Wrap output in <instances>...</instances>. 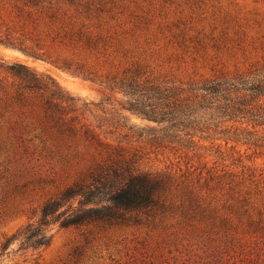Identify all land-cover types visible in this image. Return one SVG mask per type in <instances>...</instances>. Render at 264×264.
I'll list each match as a JSON object with an SVG mask.
<instances>
[{
  "label": "rangeland",
  "instance_id": "rangeland-1",
  "mask_svg": "<svg viewBox=\"0 0 264 264\" xmlns=\"http://www.w3.org/2000/svg\"><path fill=\"white\" fill-rule=\"evenodd\" d=\"M33 21L42 35L81 29L89 48L76 40L51 53L104 79L139 67L188 89L264 69V0H0V29ZM17 73L40 86L26 89ZM124 100L0 44V264H264V128L219 125L230 137L253 132L257 146L212 130L190 139L181 127L170 143L159 138L167 124L124 110ZM112 167L161 176L158 206L111 223L60 220L50 245H24L47 201Z\"/></svg>",
  "mask_w": 264,
  "mask_h": 264
},
{
  "label": "trees",
  "instance_id": "trees-1",
  "mask_svg": "<svg viewBox=\"0 0 264 264\" xmlns=\"http://www.w3.org/2000/svg\"><path fill=\"white\" fill-rule=\"evenodd\" d=\"M36 24L37 21H33L31 29H0V44L27 58L49 63L75 77L98 84L111 93H121L125 99L121 103L124 110L158 125L167 124L161 128L164 133L159 138L162 141L180 143L183 131L190 139L197 134L210 138L208 132L212 130L214 135L227 136V143L233 140L258 145L259 140L254 139L253 132L244 131L230 137L226 135L228 129H221L219 125L239 121L253 125L254 129L264 128V69L252 77H219L188 89L155 83L139 67L124 71L122 76L104 79L86 63L51 53L54 45L66 47L76 40L89 48L91 39L81 29L66 27L42 35ZM19 67L28 70L26 65L20 64ZM17 74L23 76L26 89L40 86L37 77ZM180 127L183 128L180 134H173L172 130ZM164 189V179L158 175L137 172L130 167L103 170L93 175L90 183L68 187L58 198L47 201L37 225L29 224L24 228L23 243L34 249L47 247L53 237L49 227L60 220L62 226L88 221L111 223L120 220L122 212L154 209ZM77 198V206L70 204L61 211L67 202ZM68 212L71 214L65 217Z\"/></svg>",
  "mask_w": 264,
  "mask_h": 264
}]
</instances>
